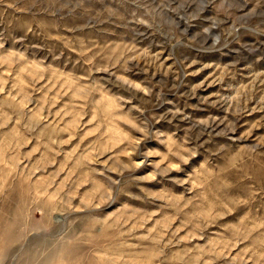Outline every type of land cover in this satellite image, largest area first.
I'll return each mask as SVG.
<instances>
[{
	"label": "rangeland",
	"instance_id": "1",
	"mask_svg": "<svg viewBox=\"0 0 264 264\" xmlns=\"http://www.w3.org/2000/svg\"><path fill=\"white\" fill-rule=\"evenodd\" d=\"M0 264H264V0H0Z\"/></svg>",
	"mask_w": 264,
	"mask_h": 264
}]
</instances>
